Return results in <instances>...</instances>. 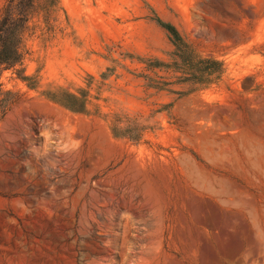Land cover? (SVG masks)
Here are the masks:
<instances>
[{"label": "rangeland", "instance_id": "obj_1", "mask_svg": "<svg viewBox=\"0 0 264 264\" xmlns=\"http://www.w3.org/2000/svg\"><path fill=\"white\" fill-rule=\"evenodd\" d=\"M6 6L0 264H264V0Z\"/></svg>", "mask_w": 264, "mask_h": 264}, {"label": "trees", "instance_id": "obj_2", "mask_svg": "<svg viewBox=\"0 0 264 264\" xmlns=\"http://www.w3.org/2000/svg\"><path fill=\"white\" fill-rule=\"evenodd\" d=\"M33 3V0H31ZM33 8V5L30 7ZM30 10V9H29ZM31 11L15 13L13 6H6L0 14V114L6 116L14 95L5 91L1 83L2 75L5 71L16 70L23 63L24 55L22 51L24 35L28 29ZM167 29L179 38L176 30L172 27ZM19 78L28 81L27 77H22V71H16ZM74 99V97H72ZM70 108H73L70 106Z\"/></svg>", "mask_w": 264, "mask_h": 264}]
</instances>
